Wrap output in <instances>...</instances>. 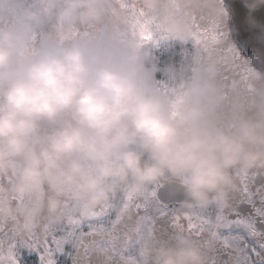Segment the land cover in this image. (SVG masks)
Wrapping results in <instances>:
<instances>
[{
	"label": "clouds",
	"instance_id": "9594fccd",
	"mask_svg": "<svg viewBox=\"0 0 264 264\" xmlns=\"http://www.w3.org/2000/svg\"><path fill=\"white\" fill-rule=\"evenodd\" d=\"M241 4L247 59L223 0H0V217L24 235L154 191L182 217L264 181V0ZM136 21L194 43L192 59L156 63ZM196 21L216 42L195 43ZM129 251L135 264L217 257L179 224L143 226Z\"/></svg>",
	"mask_w": 264,
	"mask_h": 264
},
{
	"label": "snow or ice",
	"instance_id": "6c2138e0",
	"mask_svg": "<svg viewBox=\"0 0 264 264\" xmlns=\"http://www.w3.org/2000/svg\"><path fill=\"white\" fill-rule=\"evenodd\" d=\"M211 31L197 33V44L216 42ZM168 199V193L164 194ZM162 202L161 193L126 194L118 206L105 204L90 215L69 217L57 228L46 227L20 235L0 217V264H22V252L35 253L39 264H60L70 255L72 264H135L129 246L145 225L158 221L177 224L203 234L217 253L213 264H264V181L243 178L239 196L227 207L176 216ZM67 248H71L69 253ZM227 253L228 260L218 258Z\"/></svg>",
	"mask_w": 264,
	"mask_h": 264
},
{
	"label": "rangeland",
	"instance_id": "374dc122",
	"mask_svg": "<svg viewBox=\"0 0 264 264\" xmlns=\"http://www.w3.org/2000/svg\"><path fill=\"white\" fill-rule=\"evenodd\" d=\"M223 2H224V5L226 6L228 12L230 13V10L227 6L226 0H223ZM230 15H231V13H230ZM135 23L139 26L141 38L143 39L144 44L148 48V50L158 46L160 44V42H163V41L169 39L165 34H163V32L153 33V31L144 22L136 21ZM196 26H197L198 33H201V34L206 31V28L210 27V25H207L206 22H201V21H196ZM229 28H230V32H231L230 42L234 43L235 47L237 48V50L239 51L241 56L246 59L247 57L245 56V53L241 50V48L239 47V45L237 44V42L235 40V34H234V31L232 28L231 21L229 24ZM190 45L194 49V53H195V44L193 43ZM149 55H150V51H149ZM226 86L230 87L229 85H226ZM3 199H4V197L0 198V201H2ZM67 250L69 251V253L72 251L71 248H67ZM21 255H23L22 262L25 261L22 264H39L38 257L36 256L35 253L29 255L26 251H24V252H22ZM65 258L66 259L71 258V256L70 255L58 256V259L61 260L62 262H64Z\"/></svg>",
	"mask_w": 264,
	"mask_h": 264
},
{
	"label": "water",
	"instance_id": "95a60500",
	"mask_svg": "<svg viewBox=\"0 0 264 264\" xmlns=\"http://www.w3.org/2000/svg\"><path fill=\"white\" fill-rule=\"evenodd\" d=\"M226 2L232 17L231 23L235 40L245 55L250 58L253 55V39L252 33L244 24L245 9L242 7L241 0H226ZM256 15L258 19L264 20V10ZM160 193L164 195L166 192L161 191Z\"/></svg>",
	"mask_w": 264,
	"mask_h": 264
},
{
	"label": "trees",
	"instance_id": "16d2710c",
	"mask_svg": "<svg viewBox=\"0 0 264 264\" xmlns=\"http://www.w3.org/2000/svg\"><path fill=\"white\" fill-rule=\"evenodd\" d=\"M150 51V58L159 65L163 66L168 63H182L184 60H191L194 53V49L189 44L185 51L179 45L175 44L170 39H167Z\"/></svg>",
	"mask_w": 264,
	"mask_h": 264
},
{
	"label": "flooded vegetation",
	"instance_id": "af4514ba",
	"mask_svg": "<svg viewBox=\"0 0 264 264\" xmlns=\"http://www.w3.org/2000/svg\"><path fill=\"white\" fill-rule=\"evenodd\" d=\"M240 75H242V74L241 73H239V74H232V75H227L226 74V76H227V78H226V85L231 86V84L233 82V79H239V76ZM6 183H7V181L0 182V198H3L4 197V187H3V185L6 184ZM161 199H162V202L167 203L169 207L172 206V204L168 201V199L165 197V195H162L161 194ZM184 224H185V228H187L186 227V222H184ZM157 226H158V228L160 230H165V229H168L170 227V226H168V224H167L166 221H158L157 222ZM22 257H23V255H22ZM218 258L221 259V260H228V259H230V257L227 255V253H221V254H219ZM59 261H60V264H72V259L71 258H67V259L65 258L64 262H62L61 260H59ZM24 262L25 261H23L22 263H24Z\"/></svg>",
	"mask_w": 264,
	"mask_h": 264
}]
</instances>
